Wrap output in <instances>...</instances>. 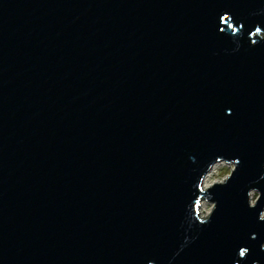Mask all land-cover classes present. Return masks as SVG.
Segmentation results:
<instances>
[{"label": "water", "instance_id": "obj_1", "mask_svg": "<svg viewBox=\"0 0 264 264\" xmlns=\"http://www.w3.org/2000/svg\"><path fill=\"white\" fill-rule=\"evenodd\" d=\"M0 264H264V0H0Z\"/></svg>", "mask_w": 264, "mask_h": 264}, {"label": "rangeland", "instance_id": "obj_2", "mask_svg": "<svg viewBox=\"0 0 264 264\" xmlns=\"http://www.w3.org/2000/svg\"><path fill=\"white\" fill-rule=\"evenodd\" d=\"M233 163H227L223 160L221 162H217L216 164L213 165V167L210 169L208 174L204 177L203 179V186L204 187H210L211 184L214 182H220L223 179H225L228 175H230V171L233 168ZM251 197H250V202L254 203L255 199L257 198L259 192L256 190H252L251 192ZM213 203L208 202L205 199H202L201 202L199 203V208H198V213L199 216L206 217L210 211L212 210Z\"/></svg>", "mask_w": 264, "mask_h": 264}, {"label": "bare ground", "instance_id": "obj_3", "mask_svg": "<svg viewBox=\"0 0 264 264\" xmlns=\"http://www.w3.org/2000/svg\"><path fill=\"white\" fill-rule=\"evenodd\" d=\"M213 167V166H212ZM200 209V208H199Z\"/></svg>", "mask_w": 264, "mask_h": 264}]
</instances>
